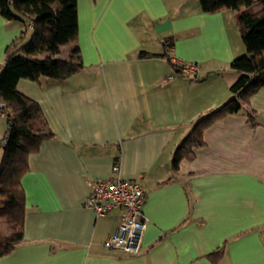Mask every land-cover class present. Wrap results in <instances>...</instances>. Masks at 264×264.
<instances>
[{
	"label": "crops",
	"instance_id": "crops-1",
	"mask_svg": "<svg viewBox=\"0 0 264 264\" xmlns=\"http://www.w3.org/2000/svg\"><path fill=\"white\" fill-rule=\"evenodd\" d=\"M77 10L78 34L56 54L85 70L17 85L53 137L29 158L24 238L0 264H264V87L246 107L255 126L247 112L219 120L194 157L173 167L194 124L232 97L230 64L247 54L240 15L250 7L204 13L199 0H77ZM25 30L0 15V71ZM171 56L198 63L200 74H181ZM7 130L0 117V161ZM117 176L146 193L134 256L104 246L120 210L98 217L84 207L88 180Z\"/></svg>",
	"mask_w": 264,
	"mask_h": 264
},
{
	"label": "trees",
	"instance_id": "trees-1",
	"mask_svg": "<svg viewBox=\"0 0 264 264\" xmlns=\"http://www.w3.org/2000/svg\"><path fill=\"white\" fill-rule=\"evenodd\" d=\"M204 13L223 9L250 7L251 0H199ZM263 8L240 15L241 36L247 54L230 64L238 74L230 86L232 97L221 107L202 116L177 148L173 167L194 157V150L205 145L204 133L214 123L230 115L247 112L255 126L254 115L246 110L250 97L264 87V0ZM0 15L8 21L31 25L28 38L22 37L5 52V64L0 71V103L10 108L7 134L2 142L0 161V219H7L10 232H0V259L10 254L24 238L26 194L22 178L29 171V158L40 151L42 143L53 137L37 102L17 90L22 79L40 78L62 82L85 70L81 62L57 56L60 46L78 34L77 0H0ZM167 43V42H166ZM172 45L171 42L169 44ZM142 58L156 57L142 52Z\"/></svg>",
	"mask_w": 264,
	"mask_h": 264
},
{
	"label": "built area",
	"instance_id": "built-area-1",
	"mask_svg": "<svg viewBox=\"0 0 264 264\" xmlns=\"http://www.w3.org/2000/svg\"><path fill=\"white\" fill-rule=\"evenodd\" d=\"M169 61L185 76L194 78L200 74V67L196 62L183 61L174 56ZM0 117L7 122L13 118L12 110L2 103ZM118 170L119 166L116 165L114 172L118 173ZM88 186L90 194L84 202L86 209L92 210L98 217H107L114 210L121 211V223L104 246L109 250H121L130 256L138 255L142 250V239L147 228L144 214L146 193L142 185L117 176L105 180H88Z\"/></svg>",
	"mask_w": 264,
	"mask_h": 264
},
{
	"label": "rangeland",
	"instance_id": "rangeland-1",
	"mask_svg": "<svg viewBox=\"0 0 264 264\" xmlns=\"http://www.w3.org/2000/svg\"><path fill=\"white\" fill-rule=\"evenodd\" d=\"M251 6H250V12L254 13V12H258L260 11L263 6L261 3V0H251ZM7 200L1 201L0 200V206H2L3 204L7 203ZM0 232L3 235H8L10 232V227H9V222L7 219H0Z\"/></svg>",
	"mask_w": 264,
	"mask_h": 264
}]
</instances>
